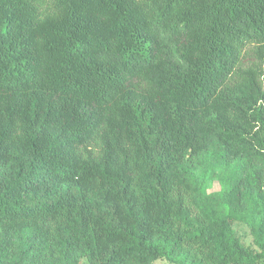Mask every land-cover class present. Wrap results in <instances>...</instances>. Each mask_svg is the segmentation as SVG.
Returning <instances> with one entry per match:
<instances>
[{
  "label": "trees",
  "instance_id": "obj_1",
  "mask_svg": "<svg viewBox=\"0 0 264 264\" xmlns=\"http://www.w3.org/2000/svg\"><path fill=\"white\" fill-rule=\"evenodd\" d=\"M262 65L264 0H0V264H264Z\"/></svg>",
  "mask_w": 264,
  "mask_h": 264
},
{
  "label": "rangeland",
  "instance_id": "obj_2",
  "mask_svg": "<svg viewBox=\"0 0 264 264\" xmlns=\"http://www.w3.org/2000/svg\"><path fill=\"white\" fill-rule=\"evenodd\" d=\"M250 63L258 64L259 60L256 59L255 57H248V59L245 60L244 64L249 65ZM264 66V65H262ZM211 186V188H210ZM218 185L216 183L210 182L209 186L207 188L208 191L212 189H217ZM232 228L234 230L235 236L242 241L248 248L254 249V245L252 243V236L249 232V229L244 225L243 223L240 222H233L232 223ZM154 264H168L165 260H157L154 262Z\"/></svg>",
  "mask_w": 264,
  "mask_h": 264
}]
</instances>
